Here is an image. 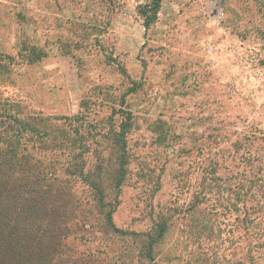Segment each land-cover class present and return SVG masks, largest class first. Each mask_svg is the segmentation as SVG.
I'll return each instance as SVG.
<instances>
[{"label": "rangeland", "instance_id": "obj_1", "mask_svg": "<svg viewBox=\"0 0 264 264\" xmlns=\"http://www.w3.org/2000/svg\"><path fill=\"white\" fill-rule=\"evenodd\" d=\"M155 1L0 0V100L66 125L72 142L57 140L66 150L58 165L74 151L88 170L110 159L104 188L124 176L104 208L82 180L67 187L83 216L114 209L113 224L129 234L68 239L72 252L104 253L98 264H155L146 235L161 219L155 262L193 264L190 209L208 163L225 171L244 148L264 145V0H160L148 28ZM33 49L45 57L30 65ZM218 225L217 261L229 264L237 225L223 215Z\"/></svg>", "mask_w": 264, "mask_h": 264}, {"label": "trees", "instance_id": "obj_2", "mask_svg": "<svg viewBox=\"0 0 264 264\" xmlns=\"http://www.w3.org/2000/svg\"><path fill=\"white\" fill-rule=\"evenodd\" d=\"M159 8L160 0H156L153 12L145 14L148 28ZM30 53V65L45 57L41 50L33 49ZM58 120L38 116L23 103L0 100V264H98L95 257L104 253L72 252L68 239L87 242V238L101 230L104 234L129 236L113 224L114 209L106 212L105 218L82 215L84 202L73 186L67 188L71 179L86 183L95 192L92 202L104 208L114 203L108 202L107 191L121 188L124 176L120 174L114 187L104 188L111 175L110 159L101 156L99 161L107 164L88 170L83 156L74 151L69 160L58 165L57 156L64 155L66 150L64 143L57 140L72 142L66 125L57 124ZM71 129L79 136V129ZM241 142L243 147L247 140ZM254 149L244 148L236 154L238 162L225 171L221 164L208 163L211 170L198 183L190 209L195 215L191 216L192 229L196 230L195 244L199 250L193 264H220L215 250L222 236L218 228L221 215L237 225L227 232L231 241L228 263L264 264V145ZM202 208L205 216L201 215ZM167 230L166 220L161 219L155 233L146 235L147 254L155 264L159 262H155L154 251L166 244ZM206 243L212 244V251L202 248Z\"/></svg>", "mask_w": 264, "mask_h": 264}]
</instances>
